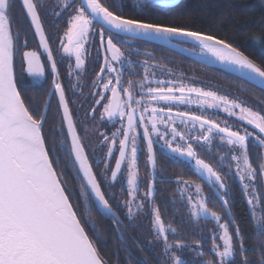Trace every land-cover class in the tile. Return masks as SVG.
Segmentation results:
<instances>
[{"label": "snow or ice", "instance_id": "1", "mask_svg": "<svg viewBox=\"0 0 264 264\" xmlns=\"http://www.w3.org/2000/svg\"><path fill=\"white\" fill-rule=\"evenodd\" d=\"M73 2L75 0H63L62 8H70ZM170 2L171 0H160L164 5ZM15 3L16 0H0V264H107L97 243L102 238L99 236L96 222L91 218L90 206L97 207L98 211L110 213L116 224H119V218L113 210V204L102 191L101 181L97 179L93 165L89 163L85 145L81 141V135L69 110L64 87L59 82L58 61L53 57V50L49 47L37 11L38 6L43 5L35 0H20L31 26L34 27L35 35L39 36L40 46L47 53L46 59L53 75L54 89L49 91V97L58 95V105L63 110L61 135H65L64 124L67 128L66 136L60 140L59 147L53 145L49 148L46 143L43 128L47 116L40 112L39 107L30 108L32 97L26 94L28 89L33 87V81L18 80L15 72L14 58L18 54L15 45L19 39V33L14 35L12 30V12ZM116 6L120 7L119 3ZM55 15L59 17L61 12L57 11ZM101 22L102 28L98 33L99 46L104 50L105 56L93 85L101 87L102 91L91 93L98 97L91 112L95 114L99 106L102 108L100 112L102 120L106 117L109 122H113V126L116 122L121 125L112 133L107 158H113L117 137L122 136L119 139V157L115 158V168L111 170V180H117L122 165L126 164V182L130 196L125 202L128 207V217L130 219L133 217L134 204L137 209L145 207L144 203L136 204L139 192L137 162L140 151L137 138L141 136L137 129L142 127V138L147 141V162L152 167L154 176L153 181L147 185L145 199L152 197L156 191L154 182L157 161L152 139V135L155 134L170 152L186 157L194 163L196 171L206 177L210 195L218 196L225 209L224 217L209 209L207 204L209 198L203 196V189L198 184L195 185L197 200L194 202L191 195L187 197L191 218L211 217L221 229L219 234L213 233L211 251L216 260H208L203 264H237L235 260L237 250L241 253L246 251L241 228L235 225L234 218L229 223L220 222L232 215L229 200L226 198L228 186L221 175L225 166L228 167L229 172H232V166L224 164L225 157H221L217 167L200 158L190 142L192 138L186 137L178 129L175 120L179 117L181 123L187 125L191 122L193 127L199 124L200 129L206 131L207 134L194 138L197 143L203 142V145L211 146L216 138L214 134H218L221 143L228 146L230 160L235 162V175L243 185L244 194L248 197L247 204L251 207V215L255 220L254 235L261 238L264 237V217L257 216L256 207L264 201V193L257 194L255 182L257 177L264 179V162L259 163L257 167L253 166L249 145L251 137L261 148H264V114L254 111L238 100H229L228 97L219 96L215 92L175 80H156L157 86L152 87L151 77L154 76V72L150 71L146 61L144 77L139 84L129 80L128 86L125 87L122 82L123 69L125 64L131 67L132 61L125 56L118 45L128 44L131 39L183 38L185 42L197 45L201 53L211 54L220 62L247 71L254 80L259 78L261 85H264V70L230 43L213 35L189 30L179 25L117 15L103 6L99 0H81V4L67 21L69 27L64 34L66 43L61 39L64 54L69 58L75 57L76 70H83L85 45L89 35H95L92 26ZM105 31L109 33L107 36ZM27 43L25 39V47ZM25 62L28 77L39 78L45 75V64L40 62V56L36 51H24L22 67ZM68 74L69 76L72 74L71 66ZM137 88L139 91H134ZM108 93L110 96L107 95ZM191 94L201 98L198 103L207 104L208 108L223 106V111L230 116H236L238 111V119L258 130V134L249 132L247 128H244L243 132L232 130L227 124L222 127L213 119L190 112H177L174 116L170 105L190 102ZM209 99L212 103H208ZM161 102L167 107L156 106ZM49 107L50 101H46L45 110ZM158 124L164 125L163 132L157 127ZM100 135L103 141L109 140V136L105 133ZM61 149H65L66 154L74 159L75 165H78L76 172L81 176L79 193L75 190L69 191L67 182L63 178L64 172L58 171L57 165L64 159L60 154ZM105 167L107 168L108 165L106 164ZM227 175L228 172H224V176ZM159 179L166 182L163 176ZM177 183L183 185L182 193L192 187L180 178H177ZM89 189L95 197L94 201L87 198ZM75 196L84 197L85 203H74ZM151 214L152 226L157 238L163 239L164 242L163 264H185L173 249H183L186 245L179 240L174 244L169 243L167 233L170 231L175 234L176 229L170 225L165 227L160 210L154 205ZM230 224L235 225L232 231ZM216 239L222 244L215 243ZM253 248L258 250L260 259L252 261L244 257L239 264H264V240H258V244L253 245ZM196 252L198 256L203 255L199 248Z\"/></svg>", "mask_w": 264, "mask_h": 264}, {"label": "flooded vegetation", "instance_id": "2", "mask_svg": "<svg viewBox=\"0 0 264 264\" xmlns=\"http://www.w3.org/2000/svg\"><path fill=\"white\" fill-rule=\"evenodd\" d=\"M38 4L43 6H38L37 11L41 17V24L44 28L45 36L48 38L49 47L53 50V57L58 61V72H59V82L62 84L65 90V97L69 101V110L72 114L73 121L77 125V131L81 135V141L85 145V152L88 155L89 163L93 165V171L97 174V179L101 181L102 191L105 192L106 196L109 198L110 203L113 204V210L116 212V216L119 218V224L115 223V219L97 210V207H91V214H96L99 217L100 223L105 226L112 227L114 235L111 238L115 241L118 250L116 254L118 256H125L127 259L130 258L134 249L137 248L141 250L142 247L147 249V260L153 259L151 253L152 245L157 243L159 247L156 258L164 260V242L163 239L157 238V233L152 226L153 215L151 214V209L153 205L159 208L161 218L165 224V227L169 225L172 228H177L173 223L169 222L166 215L167 213H172V211L180 212L182 208L171 207L170 200L175 198L178 203L187 204L188 210L191 213L190 205L187 202V197L192 196L195 193V185H200L203 189V196L208 197L207 200L208 208L216 211L222 217L225 216V209L222 206V201L218 196L210 195V188L208 181L205 182L200 178L201 174L196 171L194 163L188 160L186 157H180L177 154L170 152L165 146L163 141L153 134L152 139L154 141L153 151L155 153L156 164V177L154 182V188L156 191L153 193L152 197L145 199V192L147 190V185L154 179L153 169L147 162V141L142 138L143 128L139 127L137 131L141 133V136L137 138V146L139 148L137 171L139 177V192L137 193L136 204L144 203L145 207L143 209H137L134 204L132 207L133 217L130 219L128 217V207L126 206V201L130 199L128 195L127 186V167L126 164L122 165L121 174H118L116 181L111 180V170L115 168V158L119 157V139L122 136L117 137V144L114 149L113 158H107L108 145L111 143L112 133L116 129L120 128V123L116 122L113 126V122H109L105 117L101 119L100 112L102 108L97 106V111L92 114L91 109L94 105L95 97L91 93L96 91H102L101 87H94L93 81L96 80L97 74L99 73V68L104 63L105 52L99 46L98 33L101 31L102 26L98 23H94L92 26L95 35H89L88 42L85 45L86 55L85 65L83 70L75 69V57L69 58L64 54L61 39L65 40L64 36L67 28L69 27L67 21L74 14L75 9L81 4L80 0H75L71 7L68 9L62 8L63 0H35ZM103 6L108 7L109 10L113 11L114 14L118 13L121 8L110 5V2L103 0L100 2ZM60 11L61 15L57 17L55 12ZM12 30L14 35L19 33V39L16 42V52L18 53L15 58V72L18 80L23 81H33V87L29 88L27 91V96L32 97L30 108L39 107L40 112L46 114L47 119L44 124L43 132L46 137V143L49 148L53 145L59 147V142L61 139L65 138L67 128L66 124L63 125V133L61 135L62 126V108L58 105V95H53L49 97V91H54L52 86L53 75L51 73L50 65L47 63V53L40 46V41L38 36L35 35L33 26L25 14L20 2L16 0L15 6L12 12ZM109 33L105 31L107 36ZM27 39V47L24 46V40ZM121 47V51L132 61V66L128 67L125 64L123 69L122 82L125 87L128 86V81L132 80L135 83L139 82L144 77V62L146 61L150 67V71L154 72V76L151 77L152 87H156V80H175L182 82L185 85L198 86V64L197 62L191 61L190 59L182 56L168 48L161 46L151 45L144 40L131 39L128 44L118 45ZM186 48L197 51L198 49L192 46L184 45ZM24 51H36L40 56V62L45 64V75L39 78L28 77L26 74V62L22 67V54ZM190 67L191 77L184 76L183 67ZM69 66L72 68V74L69 76ZM119 67V65H117ZM75 85V87H73ZM167 87V85H163ZM138 92L139 89H134ZM107 95L110 96V93ZM179 95V93H176ZM139 98V96H137ZM198 98L195 94L190 95V102L185 104H173L172 113L175 116L177 112H190L195 115H203L209 119L215 120L216 123L220 124L222 127L227 124L232 128V130H239L243 132L244 128H247L249 132L258 134V130L254 129L251 125H247L243 121L238 119L239 112L237 111L236 116H230L225 111H223V106L217 108H208L207 104L198 103ZM46 101H50V107L45 110L44 104ZM208 103H212L211 99ZM157 107H167L161 102ZM94 115V118H93ZM175 124L180 131H182L186 137L192 138L191 143L193 148L196 150L197 155L204 159L206 162L211 164L213 167L221 161V157H225L224 164H231L233 171L229 172L228 167L223 168L221 172L222 177L227 183L228 190L226 193V198L229 200V207L232 210V215L227 217V219H222L221 223H229L233 218L235 219V225H239L244 236V242L246 246V251L241 253L237 250L235 260L237 264L244 257L249 260L258 261L260 255L257 249L253 246L247 247L246 238L248 236L245 226H247L248 217L251 215V207L247 204L248 197L245 196L244 190H234L231 188V183L233 179H237L239 183V178L235 175V162L230 160L228 155L229 149L226 144L221 143L218 138V134H214L216 138L213 140V144L203 145V142L197 143L195 137L207 134L205 130L200 129L199 124L193 127L192 123L189 122L187 125L181 123L179 117L176 118ZM251 126V128L249 127ZM163 132L164 125H157ZM249 127V128H248ZM86 129V131H85ZM151 130V126L149 125ZM100 133H105L109 136L108 141H103V137ZM70 144V138H68ZM183 143V142H181ZM203 145V146H202ZM253 151L261 153L264 156V148H261L254 139L250 137V145ZM60 154L64 157L62 161L57 165L58 171L64 172V179L67 182V187L69 191L75 190V192H80V182L81 176L77 174L75 161L68 154H66L65 149H61ZM55 155V153H53ZM264 162V159L262 160ZM108 165L106 168L105 165ZM224 172H228L227 176H224ZM188 174L193 178L192 184L187 181L192 187L183 193L181 192L182 184L177 183V178H182L183 174ZM163 176L164 181L162 182L159 177ZM259 182L263 186V192L260 190ZM86 183V182H85ZM257 186V194L264 193V179L257 177L255 182ZM242 185V184H241ZM243 186V185H242ZM197 199V196L195 194ZM87 198L94 201L91 190L87 192ZM80 199V201H79ZM75 203H85V198L82 196H75L73 198ZM241 202L244 207L245 216L239 214V209H237L236 204ZM160 203H165V206H159ZM256 214L258 217H264V201H261L260 205L256 207ZM164 215V216H163ZM92 216V215H91ZM244 218V219H243ZM252 218V216H251ZM206 219L212 223L208 225L209 231L200 233L196 231V238L189 240L186 237L178 238L179 234L168 232L169 243H175L179 240L186 245L183 249H173L176 255L181 256L185 261V264H203L208 260H216L215 255L211 251L213 246V233L219 234L221 229L217 226L216 222L209 218H199ZM253 219V218H252ZM235 225L230 224V231H232ZM198 226L197 224H192V227ZM253 228L256 230V224H252ZM184 235V234H183ZM178 236V237H177ZM199 236H202L200 238ZM255 236V235H254ZM142 237V238H141ZM184 238V239H183ZM258 240H264V237L257 238L254 237V244H258ZM215 243L222 244L219 239L215 240ZM208 247V248H206ZM199 248L202 252V256H198L196 249Z\"/></svg>", "mask_w": 264, "mask_h": 264}, {"label": "trees", "instance_id": "3", "mask_svg": "<svg viewBox=\"0 0 264 264\" xmlns=\"http://www.w3.org/2000/svg\"><path fill=\"white\" fill-rule=\"evenodd\" d=\"M102 1L99 0V2ZM105 1L110 2V5L115 7L119 3L121 10L116 13L117 15L141 18L149 22L179 25L189 30L213 35L226 43H230L264 70V0H178L177 3L167 6H160L151 0ZM197 64L199 67L198 86L200 88L215 92L219 96L228 97L229 100L243 102L254 111L264 114V92L220 70ZM182 71L184 76H192L190 67L187 68L185 65ZM249 127L251 128V126ZM250 157L254 167H257L264 159L260 152L258 154V151H253L251 147ZM182 178L184 181H190V184L194 182L193 178L186 173L183 174ZM259 186L263 192L261 182H259ZM231 188L238 191L243 190V186L237 179H233ZM170 202L169 206L182 208L180 212L172 211V213L165 214L168 221L177 226L178 238L186 237V239L192 240L197 237L196 231H200V233L209 231L208 225L212 222L206 219L191 218L187 204L178 203L175 198H171ZM159 206L166 207L165 203H160ZM236 206L239 209V214L245 216L244 205L239 202ZM91 215L99 229V236L102 238L97 243L107 264H163L162 259L156 258L160 247L157 243L152 245L153 252L151 255L153 259L150 261L147 260L146 247H142L141 250L135 248L134 253L128 259L123 255L118 256L116 254L118 247L111 238V235H114L112 227L101 224L99 217L96 214L93 215V212ZM251 216L248 217L247 226L244 228L246 229L245 233L248 234L246 238L247 247L255 245L253 242L254 237H256L254 236L255 229L252 226L255 220ZM192 224L198 226L192 227ZM199 237L202 238V236Z\"/></svg>", "mask_w": 264, "mask_h": 264}, {"label": "water", "instance_id": "4", "mask_svg": "<svg viewBox=\"0 0 264 264\" xmlns=\"http://www.w3.org/2000/svg\"><path fill=\"white\" fill-rule=\"evenodd\" d=\"M81 1V0H80ZM20 2V0H18ZM29 19V18H28ZM30 21V19H29ZM102 26V22L98 23ZM106 28V26H104ZM34 28V27H33ZM38 36V35H37ZM39 40V36H38ZM136 40H143V39H136ZM148 43L156 44L158 46L168 48L182 56H185L186 58H189L191 60H194L195 62L204 65L209 68H214L217 70H220L228 75H231L246 84L264 92V85H261L259 82V78L252 79L251 75L247 71L240 70L238 67H232L228 66L226 64L217 62L215 60H210L206 58L205 54L201 53L200 48L193 44L192 42H185L183 38H172V39H156V40H144ZM184 45L192 46L198 49L197 51L191 50L186 48ZM201 179H203L205 182H207L206 177L200 176ZM93 199L95 200V197L93 196ZM108 215H111L110 213H106Z\"/></svg>", "mask_w": 264, "mask_h": 264}, {"label": "rangeland", "instance_id": "5", "mask_svg": "<svg viewBox=\"0 0 264 264\" xmlns=\"http://www.w3.org/2000/svg\"><path fill=\"white\" fill-rule=\"evenodd\" d=\"M151 1H153L154 3H156V4L160 5V6H167V5H172V4L177 3L178 0H171V2H170L169 4H167V5L161 4V3H160V0H151ZM195 194H196V193H193V194H192V200H193L194 202L197 200L196 197H195ZM200 218H201V217H200ZM203 218H205V217H203ZM207 218H209V217H207Z\"/></svg>", "mask_w": 264, "mask_h": 264}, {"label": "bare ground", "instance_id": "6", "mask_svg": "<svg viewBox=\"0 0 264 264\" xmlns=\"http://www.w3.org/2000/svg\"><path fill=\"white\" fill-rule=\"evenodd\" d=\"M205 56H206V58H208V59H210V60H215V61H217V62H220V61H218L215 57H213L211 54H205ZM220 63H223V62H220ZM223 64H226V63H223ZM226 65H228V66H232V67H237V66H235V65H229V64H226Z\"/></svg>", "mask_w": 264, "mask_h": 264}]
</instances>
